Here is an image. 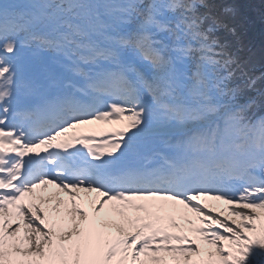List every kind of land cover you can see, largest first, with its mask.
Returning a JSON list of instances; mask_svg holds the SVG:
<instances>
[{
	"label": "snow or ice",
	"instance_id": "1",
	"mask_svg": "<svg viewBox=\"0 0 264 264\" xmlns=\"http://www.w3.org/2000/svg\"><path fill=\"white\" fill-rule=\"evenodd\" d=\"M213 7L0 0V264H264V91Z\"/></svg>",
	"mask_w": 264,
	"mask_h": 264
},
{
	"label": "trees",
	"instance_id": "2",
	"mask_svg": "<svg viewBox=\"0 0 264 264\" xmlns=\"http://www.w3.org/2000/svg\"><path fill=\"white\" fill-rule=\"evenodd\" d=\"M214 14L225 17L237 35L221 31L217 33L227 39L231 51L245 66V71L256 81L255 88L264 91V0H208ZM226 9H232L227 13ZM203 11V9H201ZM239 76V73H237ZM257 111V115L263 114Z\"/></svg>",
	"mask_w": 264,
	"mask_h": 264
},
{
	"label": "bare ground",
	"instance_id": "3",
	"mask_svg": "<svg viewBox=\"0 0 264 264\" xmlns=\"http://www.w3.org/2000/svg\"><path fill=\"white\" fill-rule=\"evenodd\" d=\"M94 125V123H92V124H88V125H82V126H80L79 128H77V129H75V130H81V129H83V128H86V127H89V128H92V126ZM90 131V130H89ZM79 133H77V134H80V131H78ZM79 146V145H78ZM58 190L57 189H53L51 186H48V188H47V192H45V190L42 188V189H38L37 190V192H38V194H44V195H47V194H49V193H54V192H57ZM60 195V197L61 198H63V199H67V197L66 196H64V194L63 193H60L59 194ZM81 195H86V194H84V193H81ZM92 197H95V194L93 193V194H90ZM37 203H39V200H37ZM209 204H214V205H216V207H217V209H219V208H221V207H226L225 205H221V204H219L218 202H214V201H210V202H208Z\"/></svg>",
	"mask_w": 264,
	"mask_h": 264
},
{
	"label": "rangeland",
	"instance_id": "4",
	"mask_svg": "<svg viewBox=\"0 0 264 264\" xmlns=\"http://www.w3.org/2000/svg\"><path fill=\"white\" fill-rule=\"evenodd\" d=\"M219 14V13H218ZM116 124H118V126H120L122 129L124 128V125L126 124V121H122V122H120V123H116ZM104 125H106V124H104ZM109 125V124H108ZM107 125V126H108ZM208 202H210V201H208Z\"/></svg>",
	"mask_w": 264,
	"mask_h": 264
}]
</instances>
